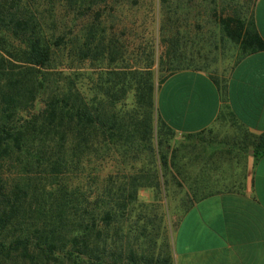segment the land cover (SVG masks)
<instances>
[{
    "label": "trees",
    "instance_id": "16d2710c",
    "mask_svg": "<svg viewBox=\"0 0 264 264\" xmlns=\"http://www.w3.org/2000/svg\"><path fill=\"white\" fill-rule=\"evenodd\" d=\"M194 1L0 0V264H154L152 258L122 246V231L114 240L104 233L111 224L129 220L139 187L156 191L160 183L139 186L131 182L128 199L81 201L67 183L63 185L62 175L70 166L65 153L77 150L81 143L89 145L94 133L111 144L128 142L132 150L140 139L159 165L157 177L165 175L177 149L163 138L166 134L169 141L177 138L160 116L151 56L155 46L165 47L161 64L167 75L160 77V85L172 74L189 70L192 61L179 52L180 44L170 25L177 10L186 13ZM212 1L215 5L218 0ZM252 4L255 9V0ZM140 15L150 26V52L143 70L122 75L108 72L111 79L99 87L94 106L79 99L72 82L60 91L51 89L50 70L57 51H74L89 59L93 50L102 46L106 25L110 34L126 21L133 26ZM162 15L168 21L167 30L160 23ZM217 20L225 37L239 47L238 61L264 50L254 10L248 22L238 15ZM113 48L117 52L115 45ZM105 53L98 50L97 54L103 57ZM119 85L134 86V111L143 114L130 125L125 124L124 113L113 112L114 102H119L113 99ZM44 94L46 98L39 105L38 98ZM153 115L159 122L155 146ZM201 134L185 138L193 144V138L198 140ZM248 146L254 162L263 158L264 133L250 135ZM38 169L55 182L50 192L38 183L40 178L31 177ZM119 190L126 193L127 186ZM39 192L45 197H38ZM191 204L192 199L183 209ZM153 222L148 214L137 217L139 225L134 232H156Z\"/></svg>",
    "mask_w": 264,
    "mask_h": 264
},
{
    "label": "rangeland",
    "instance_id": "374dc122",
    "mask_svg": "<svg viewBox=\"0 0 264 264\" xmlns=\"http://www.w3.org/2000/svg\"><path fill=\"white\" fill-rule=\"evenodd\" d=\"M253 1L218 0L214 5L212 0H195L193 7L190 6L186 13L177 10L173 17L174 26L170 27L171 32L178 38L179 52L184 53L192 61L189 70L203 72L214 78L219 85H224L239 60L240 50L222 33L217 19L238 15L243 21L248 22L254 10ZM160 20L161 25L164 24L167 30V19L162 15ZM144 22L140 15L133 26L126 21L114 27L110 34V26L106 25L104 41L98 49L100 52L107 51L103 57L97 54V49L93 50L89 59L80 57L74 51L71 53L62 49L57 51L50 70L53 74L51 89L60 91L72 82L79 99L84 104L94 106L99 97V87L111 79L108 72L122 75L133 71L139 72L146 66L150 52L147 47L150 26ZM80 25L77 23V26ZM114 45L117 52L113 50ZM164 50L165 47L161 45L155 46V52L151 56L153 59L151 71L157 89L160 87L158 83L160 77L164 78L167 75L165 66L161 64V53ZM110 52L113 53L109 54ZM47 94L40 95L39 105ZM114 96L113 99H118L119 102L114 100L116 108L113 112L120 110L124 113L125 124L130 125L135 119L136 121L142 119V112L135 114L134 111V86L130 88L127 85H119L117 96ZM152 118V142L155 146L159 122L155 115ZM90 136L89 145L81 143L77 150L65 153L70 166L62 175L63 185L66 187L67 183V188L74 191L81 201L106 202L122 197L128 199L131 192L128 184L131 182L136 181L139 186L160 183L161 187L156 191L152 188L139 187L136 204L129 210L131 211L129 220L111 224L104 234L114 240L122 231V246L125 249L132 248L143 253L147 258H152L154 264H171L173 235L184 205L190 197L200 192L201 188L207 186L210 188L213 185L212 179L220 177L219 172L216 171L213 176L211 171L220 166L219 159L223 156L215 155L213 163V160L204 157L203 148L217 147L224 151L226 147L237 145L238 139L226 135L224 129L217 128L205 131L193 144L182 136L169 141L166 134L163 140L175 144L176 158H171L170 168L163 177L158 178L156 169H159V165L145 144H140V139L136 144V150H132L128 142L111 144L103 141L98 133ZM15 170L18 171V168ZM10 172L12 170H9ZM31 177L40 178L41 181L38 183H41V186L43 184L49 192L56 186L53 179H48V174L39 169L38 173H32ZM56 183L59 185V180ZM123 185L127 186L126 193L119 190ZM37 196L45 197L42 192ZM147 214L152 217L157 231L145 234L140 231L134 232V229H138L137 224L139 225L136 224L137 217Z\"/></svg>",
    "mask_w": 264,
    "mask_h": 264
},
{
    "label": "crops",
    "instance_id": "0c3cea01",
    "mask_svg": "<svg viewBox=\"0 0 264 264\" xmlns=\"http://www.w3.org/2000/svg\"><path fill=\"white\" fill-rule=\"evenodd\" d=\"M254 23L264 41V0L256 2ZM157 105L176 138L217 128L238 139L224 151L203 148L213 163L223 156L211 171L220 177L183 209L171 264H264V157L254 162L248 146L250 135L264 133V50L238 61L223 86L200 71L172 74Z\"/></svg>",
    "mask_w": 264,
    "mask_h": 264
}]
</instances>
